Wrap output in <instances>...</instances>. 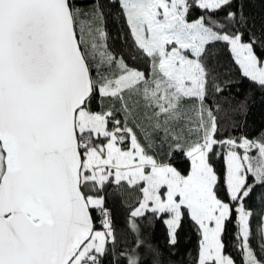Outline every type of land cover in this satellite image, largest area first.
<instances>
[{
    "label": "snow or ice",
    "instance_id": "1",
    "mask_svg": "<svg viewBox=\"0 0 264 264\" xmlns=\"http://www.w3.org/2000/svg\"><path fill=\"white\" fill-rule=\"evenodd\" d=\"M251 4L0 0V264H264Z\"/></svg>",
    "mask_w": 264,
    "mask_h": 264
},
{
    "label": "trees",
    "instance_id": "2",
    "mask_svg": "<svg viewBox=\"0 0 264 264\" xmlns=\"http://www.w3.org/2000/svg\"><path fill=\"white\" fill-rule=\"evenodd\" d=\"M250 10L255 12H260L264 10V5H261L260 0H252L250 5ZM113 33H115L116 28L113 26ZM223 59H227V54H222ZM250 85L245 81L241 85L240 94L244 95L248 91ZM253 103L250 106L248 115H247V131L249 133H258L264 131V95L259 91H256L253 95ZM178 165L181 168L186 167V164L183 161H178ZM232 226L229 225L228 233L225 237L226 241L229 244V251H234L231 248L232 244ZM147 232L150 236V239L153 243L158 244L162 250L167 248V228L162 221H154L152 226L147 229ZM196 244V235L193 232V228L190 221H185L184 228L180 232V248L183 250L185 248L192 249Z\"/></svg>",
    "mask_w": 264,
    "mask_h": 264
}]
</instances>
